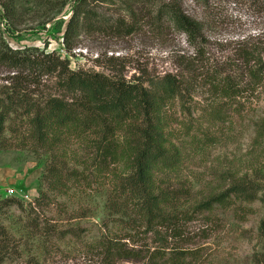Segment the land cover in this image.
<instances>
[{"label": "rangeland", "instance_id": "1", "mask_svg": "<svg viewBox=\"0 0 264 264\" xmlns=\"http://www.w3.org/2000/svg\"><path fill=\"white\" fill-rule=\"evenodd\" d=\"M2 1L10 6L7 14L0 3V30L9 47L55 50L74 69L127 80L170 75L183 83L184 97L164 114L166 146L179 161L153 169L157 193L168 202L163 218L148 219L124 186L133 156L127 148L118 163L101 168L89 137L59 130V146L43 147L28 117L14 113L0 136V201L21 202L0 203V222L12 238L0 264H110L96 246L102 237L138 252L134 260L114 264H264V81L247 79L238 93L223 97L189 70L202 61L223 70L244 37L264 43V0H167L204 25L201 48L180 31L142 26L121 36L83 33L72 52L63 36L76 0ZM143 2L111 0L96 7L130 19L128 6L142 13L150 7ZM55 81L41 71L0 65L1 97L43 101L57 93ZM118 137L125 142L124 131ZM237 185L256 197L235 193Z\"/></svg>", "mask_w": 264, "mask_h": 264}, {"label": "trees", "instance_id": "2", "mask_svg": "<svg viewBox=\"0 0 264 264\" xmlns=\"http://www.w3.org/2000/svg\"><path fill=\"white\" fill-rule=\"evenodd\" d=\"M107 1L111 0H76L63 36L68 52H72L83 33L112 32L121 36L134 33L142 26L155 32L174 29L185 33L199 48L205 44L204 25L190 17L175 1L142 0L143 3L149 2L150 7L137 13L134 6H128L130 19L126 16L112 17L99 11L96 3ZM0 3L8 14L10 6L2 0ZM235 52L236 59L228 62L223 70L213 62L203 61L191 63L189 70L203 76L223 97L238 93L247 79L254 84L262 83L264 43L244 37L235 47ZM0 65L12 71H41L52 76L56 80L57 91L43 101L0 96V136L6 131L13 114L20 111L23 117H28L31 134L43 147L59 146L62 141L61 133L56 134L59 130L66 129L81 139L89 137L93 161L101 168L118 163L127 148L133 156L124 186L139 199L140 208L148 219L165 217L164 207L168 202L164 203L157 193L153 169L157 165L173 167L179 161L178 153L171 152L166 146L164 114L169 104L183 99L181 80L170 75H148L127 80L100 71L74 69L69 58L62 57L55 50L9 47L1 30ZM119 131H124L125 142L119 139ZM53 177H58V173L53 172ZM236 187L234 192L243 194L245 199L251 200L257 195H251V191H245L241 185ZM19 202L14 197L0 201L7 205ZM11 245V235L0 222V262L10 253ZM96 246L110 264L118 260L132 261L138 254L136 250L123 246L119 240L109 237L99 239Z\"/></svg>", "mask_w": 264, "mask_h": 264}, {"label": "built area", "instance_id": "3", "mask_svg": "<svg viewBox=\"0 0 264 264\" xmlns=\"http://www.w3.org/2000/svg\"><path fill=\"white\" fill-rule=\"evenodd\" d=\"M13 191H14V190H13V189H11V190H10V193L12 194V193H13Z\"/></svg>", "mask_w": 264, "mask_h": 264}]
</instances>
